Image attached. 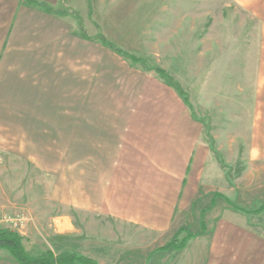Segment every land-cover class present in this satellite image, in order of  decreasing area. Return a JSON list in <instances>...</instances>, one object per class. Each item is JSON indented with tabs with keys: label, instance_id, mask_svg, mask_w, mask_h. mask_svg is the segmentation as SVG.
<instances>
[{
	"label": "crops",
	"instance_id": "1",
	"mask_svg": "<svg viewBox=\"0 0 264 264\" xmlns=\"http://www.w3.org/2000/svg\"><path fill=\"white\" fill-rule=\"evenodd\" d=\"M74 26L68 14L0 0V153L40 169L68 167L73 180L61 195L71 199L61 200L70 211H97L159 237L199 227L205 234L190 241L198 264H264L260 232L230 214L203 216L216 206L198 204L221 180L206 169L210 150L181 97L143 69L128 76L125 65L95 62L93 41Z\"/></svg>",
	"mask_w": 264,
	"mask_h": 264
},
{
	"label": "rangeland",
	"instance_id": "2",
	"mask_svg": "<svg viewBox=\"0 0 264 264\" xmlns=\"http://www.w3.org/2000/svg\"><path fill=\"white\" fill-rule=\"evenodd\" d=\"M91 2L90 7L89 0H61L54 9L68 12L79 36L95 38V62L125 65L128 76L147 67L153 70L146 73L164 83L154 70L159 69L187 96L213 161L206 169L211 179L221 180L198 204L205 210L216 206L206 221L230 214L264 236V0ZM101 36L147 64H133L103 46ZM21 155L0 153V231L18 234L30 255L68 253L97 264H198L196 242L166 251L180 230L173 238L159 237L97 211H70L61 200L71 199L61 195L70 192L69 168L40 169ZM233 206L248 214L224 211ZM17 215L28 221L21 235L2 221ZM7 263L17 264L0 250V264Z\"/></svg>",
	"mask_w": 264,
	"mask_h": 264
},
{
	"label": "trees",
	"instance_id": "3",
	"mask_svg": "<svg viewBox=\"0 0 264 264\" xmlns=\"http://www.w3.org/2000/svg\"><path fill=\"white\" fill-rule=\"evenodd\" d=\"M91 1L92 0H89L90 7L92 6ZM25 2L29 5H36L38 7H41L47 13L59 14V15H65L66 13H68V12H64V11H60V12L56 11L54 8L50 7L49 5H47L43 2H38L36 0H25ZM73 15L75 17L79 16L78 14H75V13ZM81 36H82V38H84L87 41L95 40V38H91V37L86 36L85 33H83ZM99 38H100V42L103 46L108 47V48L116 51L118 53V55H120L122 57L129 58L133 62V64H135V63H142L143 65L147 64L146 60L135 58L132 55L127 54L126 52L119 49L117 46H114L112 43L107 41L103 36H101ZM144 70L145 71H151L153 69L145 67ZM154 70L157 72V74L162 76V78L164 79V82L169 87L176 90L178 95L182 98L184 104L189 107V104L187 101V96L185 95V93L181 89V87L178 86L176 83H173L171 81L170 76L167 75V73H164L163 71H161L159 69H154ZM193 118L196 119V117L194 115H193ZM217 197H221V195L218 194ZM233 208L235 210H237L238 212H243V213L248 214V211L247 212L242 211V209H240L238 207H234V206H233ZM207 212L208 211H205L203 213V216ZM202 220L204 223V218H202ZM184 233L186 234L185 229L180 230V232L176 234L177 236H176V238H174L173 242L168 247H166V251H168V249H170V250L172 249V250H176V251H183L186 248V246L190 240L197 238V236L199 237V236L204 235L205 229H203V231L198 233L197 235L189 233V234H186V236L183 239H180V237ZM179 240H181V243L178 244ZM3 249L7 250L12 255V257L14 258L16 263H18V264H97V263H95V261H93L89 258L79 257V256L71 255L68 253L63 254V255H59V256H55L52 252L49 251L47 253H41L38 256H32L26 250H24L23 239L18 234L11 232V231H7V230H1L0 231V250H3ZM163 250H165V247L163 248Z\"/></svg>",
	"mask_w": 264,
	"mask_h": 264
},
{
	"label": "built area",
	"instance_id": "4",
	"mask_svg": "<svg viewBox=\"0 0 264 264\" xmlns=\"http://www.w3.org/2000/svg\"><path fill=\"white\" fill-rule=\"evenodd\" d=\"M2 221L10 224L9 226H11L12 230L17 232L19 231L20 235L23 234V231L25 230V223L28 222L25 215L5 216Z\"/></svg>",
	"mask_w": 264,
	"mask_h": 264
}]
</instances>
